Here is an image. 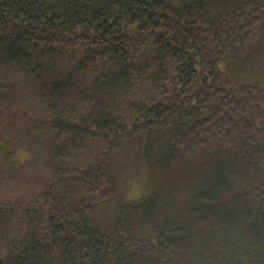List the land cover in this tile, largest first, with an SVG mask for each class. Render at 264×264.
<instances>
[{
	"label": "trees",
	"instance_id": "trees-1",
	"mask_svg": "<svg viewBox=\"0 0 264 264\" xmlns=\"http://www.w3.org/2000/svg\"><path fill=\"white\" fill-rule=\"evenodd\" d=\"M0 264H264V0H0Z\"/></svg>",
	"mask_w": 264,
	"mask_h": 264
},
{
	"label": "rangeland",
	"instance_id": "rangeland-1",
	"mask_svg": "<svg viewBox=\"0 0 264 264\" xmlns=\"http://www.w3.org/2000/svg\"><path fill=\"white\" fill-rule=\"evenodd\" d=\"M24 108V104H20ZM29 110H26V117L32 119ZM35 114V113H33ZM40 115L37 116L39 119ZM3 128H7V122L2 124ZM12 141L16 139V143H19L18 135L15 134ZM145 142V141H144ZM134 142H131L133 144ZM130 145V144H129ZM15 146V145H12ZM15 147L12 152V158L18 161L25 159H31L32 154L24 146ZM135 147L131 146L128 148V144L120 151L113 152L111 160L112 171L116 176L115 180V191L111 201L102 205V211L98 219L91 218L93 226L99 228L104 232H109L112 226V220L116 217V210L123 202H130L141 197L147 190L146 180L148 175V165L143 159V149L141 146V158H136L138 150L135 152ZM140 155V151H139ZM111 158V157H110ZM114 176V175H113ZM114 221V220H113Z\"/></svg>",
	"mask_w": 264,
	"mask_h": 264
}]
</instances>
